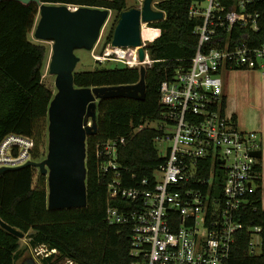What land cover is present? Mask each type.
I'll return each mask as SVG.
<instances>
[{
	"label": "built area",
	"instance_id": "built-area-1",
	"mask_svg": "<svg viewBox=\"0 0 264 264\" xmlns=\"http://www.w3.org/2000/svg\"><path fill=\"white\" fill-rule=\"evenodd\" d=\"M257 1L261 0L192 3L189 16L198 21L193 32L199 38L196 54L161 84L160 103L170 121L147 125L162 131L156 144L170 143L164 155L158 149L164 162L154 178L124 185L119 150L127 145V137L97 145L99 173L112 177L106 220L130 230L135 264H227L245 230L249 253L261 252L262 227L251 219L250 211L258 209L260 188L259 160L252 152L262 150V142L258 133L243 130L229 111L224 78L232 70L264 69V42L254 46L242 39L233 44L226 36L236 27L260 30V13L249 10ZM143 24L159 31L156 38L161 35V29ZM148 43L143 39L145 49ZM101 52L94 55L100 63L119 61L129 67L153 63L147 49L145 62H140L138 47L115 48L109 43ZM34 146L31 137L6 135L0 142V169L32 160ZM42 248L44 259L57 253ZM58 264L77 263L62 258Z\"/></svg>",
	"mask_w": 264,
	"mask_h": 264
},
{
	"label": "trees",
	"instance_id": "trees-1",
	"mask_svg": "<svg viewBox=\"0 0 264 264\" xmlns=\"http://www.w3.org/2000/svg\"><path fill=\"white\" fill-rule=\"evenodd\" d=\"M47 4L73 7L106 8L117 13L106 38L112 42L121 13L130 9L126 0H41ZM203 0H160L156 6L166 14L163 21L150 23L161 29V35L147 45L153 61L147 66L146 98L104 99L98 103V133L87 139V200L85 208L49 210L48 182L37 168L28 166L6 171L0 176V219L16 228L29 239V246L47 247L57 253L45 258L44 264H58L62 258L77 264H135L131 256V232L126 227L111 226L106 220L108 183L111 174L99 173L95 155L97 145L109 139L127 137L128 143L119 150L123 182L136 186L144 178H154L155 169L163 162L156 138L162 134L157 127L166 125V109L160 103V87L173 77L177 68L187 66L196 54L199 38L193 33L198 23L191 19L193 2ZM228 10L231 3H228ZM260 13V30L236 27L226 36L232 43L248 39L252 45L264 42V0L249 7ZM39 5L17 1L0 3V142L16 133L31 137L35 146L32 160L45 159L48 137V112L53 91L43 83V69L48 57L44 45L33 43L29 35L36 28ZM139 67L120 65L113 69L75 71V84L83 88L133 85L140 81ZM147 127L135 132L140 126ZM257 192L258 209L250 211L251 219L262 227V247L259 255L249 253L248 232L237 237L227 264H264L263 165ZM22 239L0 226V264H17L24 255Z\"/></svg>",
	"mask_w": 264,
	"mask_h": 264
},
{
	"label": "water",
	"instance_id": "water-1",
	"mask_svg": "<svg viewBox=\"0 0 264 264\" xmlns=\"http://www.w3.org/2000/svg\"><path fill=\"white\" fill-rule=\"evenodd\" d=\"M9 0H0L1 2ZM28 5L36 3L40 19L35 37L52 42L49 65L51 75L56 77V93L48 112V154L41 161H28L18 167H3L6 171L34 166L42 175L48 176V209L64 210L87 207V139L98 133V103L104 99L130 98L143 101L146 98L147 66L140 67L141 79L133 85L83 88L75 84V70L80 58L76 51H92L100 39L111 10L94 7H73L47 4L41 0H12ZM155 0H143L142 8H130L121 13L115 28L111 46L137 48L140 62L146 60L143 45L142 24L163 21L164 11L154 9ZM252 156L263 159V151L256 150ZM0 226L24 239L25 235L0 219ZM23 264H38L34 258Z\"/></svg>",
	"mask_w": 264,
	"mask_h": 264
},
{
	"label": "rangeland",
	"instance_id": "rangeland-1",
	"mask_svg": "<svg viewBox=\"0 0 264 264\" xmlns=\"http://www.w3.org/2000/svg\"><path fill=\"white\" fill-rule=\"evenodd\" d=\"M129 8H142L143 0H126ZM160 0H155L154 9H158L156 4ZM207 6V3H203ZM117 13L111 10L110 17L102 29L100 39L98 40L95 48L92 51L78 50L76 51L80 61L77 64L76 72L90 71L97 68L100 69H113L120 65H124L119 61L106 60L104 62H98L94 55L102 53V49L105 48V38L111 29L112 24L115 21ZM40 15L38 16V21ZM37 21V24H38ZM36 24V25H37ZM142 35L144 40L148 43L149 39H154L158 36L159 31H152L143 24ZM36 29V28H35ZM35 29L29 35L30 41L33 43L44 45L48 50V57L43 69V83L50 88L55 94L57 89L55 86L56 77L50 74L49 65L52 56V42L41 41L35 37ZM96 49V50H95ZM147 65V64H146ZM140 67V65H138ZM227 82V94L230 104V111H234L239 119L240 127L247 132L258 133V139L262 142L263 151V197H264V69H252V70H232L228 74L224 75ZM226 91V89H225ZM46 154H48L49 133L47 137ZM170 143H158L157 147L164 155ZM41 176L45 177L48 182V176L42 175L37 168L36 179L37 181ZM264 207V201H263ZM23 248L29 246V239H22ZM28 258H34L38 264H44V248L34 249L29 246L24 251V255L17 261V264H23Z\"/></svg>",
	"mask_w": 264,
	"mask_h": 264
},
{
	"label": "crops",
	"instance_id": "crops-1",
	"mask_svg": "<svg viewBox=\"0 0 264 264\" xmlns=\"http://www.w3.org/2000/svg\"><path fill=\"white\" fill-rule=\"evenodd\" d=\"M226 97H227L228 109H229V111H230L231 109H230V104H229L228 94H227V82H226ZM230 112L233 113V114L235 115V117H236V119H237V121H238V124H239V126H240V123H239V119H238L237 114H236L234 111H230Z\"/></svg>",
	"mask_w": 264,
	"mask_h": 264
},
{
	"label": "bare ground",
	"instance_id": "bare-ground-1",
	"mask_svg": "<svg viewBox=\"0 0 264 264\" xmlns=\"http://www.w3.org/2000/svg\"><path fill=\"white\" fill-rule=\"evenodd\" d=\"M143 26H144V25H143ZM152 31H153V30H152ZM130 61H131V63H134L133 59H131Z\"/></svg>",
	"mask_w": 264,
	"mask_h": 264
}]
</instances>
